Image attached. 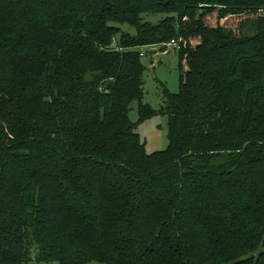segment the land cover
<instances>
[{
  "label": "trees",
  "instance_id": "obj_1",
  "mask_svg": "<svg viewBox=\"0 0 264 264\" xmlns=\"http://www.w3.org/2000/svg\"><path fill=\"white\" fill-rule=\"evenodd\" d=\"M173 38L149 153L140 53ZM259 65L264 0H0V264H264Z\"/></svg>",
  "mask_w": 264,
  "mask_h": 264
},
{
  "label": "rangeland",
  "instance_id": "obj_2",
  "mask_svg": "<svg viewBox=\"0 0 264 264\" xmlns=\"http://www.w3.org/2000/svg\"><path fill=\"white\" fill-rule=\"evenodd\" d=\"M169 13L147 12L141 16L144 21L153 24L159 23ZM120 27L131 34L136 33V29L128 24H122ZM167 43V42H166ZM154 47H144L145 54L142 56V62L145 66V95L143 103L149 104L156 113L146 119L140 120V102L135 100L131 104L130 119L136 123L135 131L138 132L145 142L147 152L165 150L169 146L168 137V116L164 113L166 105V92L177 93L180 89V71H179V52L164 42ZM165 47L163 50L157 47ZM142 48V47H141ZM153 61V62H152ZM257 72L264 70L263 65L255 68ZM38 249L33 246L31 258L37 257ZM28 264H38L36 261H30ZM48 264V263H40ZM50 264H58L51 262ZM90 264H100L91 262Z\"/></svg>",
  "mask_w": 264,
  "mask_h": 264
},
{
  "label": "built area",
  "instance_id": "obj_3",
  "mask_svg": "<svg viewBox=\"0 0 264 264\" xmlns=\"http://www.w3.org/2000/svg\"><path fill=\"white\" fill-rule=\"evenodd\" d=\"M113 41H114L115 43L117 42L115 38L113 39ZM165 44H166L167 46L172 47L174 50H178L179 47H180V41H179L178 38H173V39H171L169 42H167V43H165ZM154 46H155V45H154ZM143 48H144V47H143ZM143 48H142L141 53H140L142 56L145 54Z\"/></svg>",
  "mask_w": 264,
  "mask_h": 264
},
{
  "label": "crops",
  "instance_id": "obj_4",
  "mask_svg": "<svg viewBox=\"0 0 264 264\" xmlns=\"http://www.w3.org/2000/svg\"><path fill=\"white\" fill-rule=\"evenodd\" d=\"M151 47H154V48H156V46H151ZM157 49H158V47H157ZM153 62V61H152Z\"/></svg>",
  "mask_w": 264,
  "mask_h": 264
},
{
  "label": "water",
  "instance_id": "obj_5",
  "mask_svg": "<svg viewBox=\"0 0 264 264\" xmlns=\"http://www.w3.org/2000/svg\"><path fill=\"white\" fill-rule=\"evenodd\" d=\"M80 19H82V15L80 16Z\"/></svg>",
  "mask_w": 264,
  "mask_h": 264
}]
</instances>
